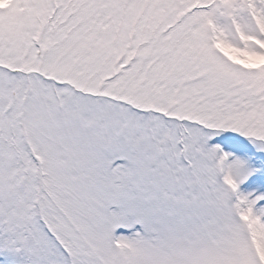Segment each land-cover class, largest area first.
<instances>
[{
	"label": "snow or ice",
	"instance_id": "1",
	"mask_svg": "<svg viewBox=\"0 0 264 264\" xmlns=\"http://www.w3.org/2000/svg\"><path fill=\"white\" fill-rule=\"evenodd\" d=\"M0 264H264V0H0Z\"/></svg>",
	"mask_w": 264,
	"mask_h": 264
}]
</instances>
